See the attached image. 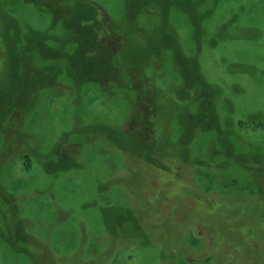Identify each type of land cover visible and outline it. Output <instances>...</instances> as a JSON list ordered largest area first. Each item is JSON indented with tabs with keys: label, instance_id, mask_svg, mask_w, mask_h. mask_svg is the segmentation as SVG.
I'll list each match as a JSON object with an SVG mask.
<instances>
[{
	"label": "rangeland",
	"instance_id": "obj_1",
	"mask_svg": "<svg viewBox=\"0 0 264 264\" xmlns=\"http://www.w3.org/2000/svg\"><path fill=\"white\" fill-rule=\"evenodd\" d=\"M0 264H264V0H0Z\"/></svg>",
	"mask_w": 264,
	"mask_h": 264
}]
</instances>
